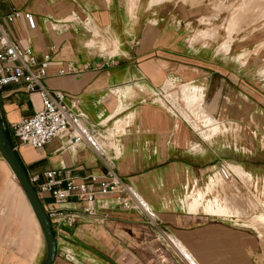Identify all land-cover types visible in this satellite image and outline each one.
Listing matches in <instances>:
<instances>
[{"label":"crops","instance_id":"crops-1","mask_svg":"<svg viewBox=\"0 0 264 264\" xmlns=\"http://www.w3.org/2000/svg\"><path fill=\"white\" fill-rule=\"evenodd\" d=\"M248 2L230 18L233 41L216 45L208 38L214 29L192 41L206 11L200 0H0V20L17 45L38 58L51 53L44 86L78 100L83 127L99 147L69 145L67 136L39 149L15 140L11 125L41 103L37 93L8 85L0 113L28 176L56 168L87 181L109 165L157 218L152 225L108 200L109 216L100 221L72 199L57 204L44 195L47 213L79 214L71 225L50 219L53 264H264L254 253L264 211L249 213L251 200L233 192L242 181L264 197V146L257 142L264 139V49L246 52L236 45L246 37L234 38L237 19L251 13ZM12 9L31 13L35 29L22 18L6 23ZM66 65L76 72L60 75ZM197 97L200 120L186 105ZM227 167L231 180L221 172ZM45 257L37 218L0 154V264H42Z\"/></svg>","mask_w":264,"mask_h":264},{"label":"built area","instance_id":"built-area-1","mask_svg":"<svg viewBox=\"0 0 264 264\" xmlns=\"http://www.w3.org/2000/svg\"><path fill=\"white\" fill-rule=\"evenodd\" d=\"M21 18L29 29H35V17L28 12L12 9L4 20L12 23ZM51 59V53H44L38 58L31 47H19L0 20V90L8 85H19L27 93H37L41 103L32 116L11 125L13 138L39 149L54 138L67 136L69 145L85 140L99 149L96 141L83 127L78 100L70 98L67 103L62 92L50 91L44 86L43 81ZM75 72L76 69L71 65L59 70L60 75ZM29 180L40 199L48 195L57 204L72 199L81 204L82 213L100 221L109 216L108 200H112L122 209L142 212L150 224H157L155 214L145 206L134 188L109 165L104 176H91L87 181L76 180L69 170L56 168L30 175ZM47 216L54 223L71 225L79 214L53 209L48 211Z\"/></svg>","mask_w":264,"mask_h":264},{"label":"rangeland","instance_id":"rangeland-1","mask_svg":"<svg viewBox=\"0 0 264 264\" xmlns=\"http://www.w3.org/2000/svg\"><path fill=\"white\" fill-rule=\"evenodd\" d=\"M242 1L243 0H207L205 2H202L200 0V3H202L204 5L206 4L205 5L206 11H205V13H202V15H201V18L199 20V24H200L199 27H195V29L192 33V34H195L192 38V41H200V40L210 38V39L214 40L213 43L216 42L215 43L216 45L218 43L220 44V43L226 42V41L232 42L233 41L232 35L229 37V35L227 33L228 26L230 23V18L234 17V15H235V17H237L239 12L236 14L234 12L240 10L239 7L242 5ZM152 2L154 3L155 1H152ZM247 9L249 10L248 11L249 13L251 11L249 17L246 18V20H242V19L238 20L237 19V22H239L238 23L239 26L234 31L235 32L234 38H236V39L240 38L241 39L243 37H246V39H245L246 42L245 43L242 42V43H239L236 45L243 46L241 48L246 49V52H247V49H253L252 52L260 51V50L264 49V0H249L248 5H247ZM259 9H261V10H260V14L258 15ZM133 13H134V11H132V14ZM210 29L215 30V33L211 37L204 38V39L199 38V34L201 31L210 30ZM199 104H200V97H197V99L192 101L191 103H189L188 100L186 99L188 114L192 118H194L195 120L201 119ZM167 106L170 107V104ZM178 113H179V111H178ZM119 127H120V125L117 126L118 131H120ZM209 130H211L210 127H209ZM231 131H232V129L229 130V133H233V131L232 132ZM212 142H213V140H212ZM257 142L260 146H264V139H261V140L257 139ZM227 169H229V168L228 167L225 169L223 168L221 170V172H222L224 178L231 180L232 175L229 173L230 170L227 171ZM233 171L236 174L240 175V177L243 178V180L247 182L246 175H244L242 173L239 174L234 169H233ZM261 178L263 181L264 177H261ZM235 184H238V185L234 186L238 191H235V189H233V192L239 193L241 195V199L242 198L244 199L243 201H246L247 199L251 200L252 208H250V210L248 211L249 213L259 212L261 210L264 211V202L261 201V199L264 200V197L262 196V194L259 195L260 192L256 191L255 192L256 197H255V196H253V193H252L254 188L251 187L250 185H245L242 181H239V183H235ZM263 185H264V183H261L259 185V188L263 187ZM229 188H230V186H229ZM248 189H250L252 192L251 191L249 192ZM229 191L232 192L231 188L229 189ZM247 193H249V194H247ZM249 196H251V197H249ZM242 202L239 205L242 204V206H248V203H242ZM242 210H244V209H242ZM247 217H248V215H247ZM258 219L260 221H262V223L264 224V218H261V216H260V218H258ZM236 220H238V219H236ZM226 222L229 224H232V226L237 227V225L234 224L233 221L226 220ZM239 222H240V224H245V225L250 224L249 221L242 219V218H240ZM262 226L264 228V225H262ZM240 228L246 230V228H244L241 225H240ZM255 230L257 231V229H255ZM256 243H257L256 244V250L254 253H256L258 259H260V258L262 259V258H264V238L263 237L260 239L256 238ZM260 252H261V254H258Z\"/></svg>","mask_w":264,"mask_h":264},{"label":"water","instance_id":"water-1","mask_svg":"<svg viewBox=\"0 0 264 264\" xmlns=\"http://www.w3.org/2000/svg\"><path fill=\"white\" fill-rule=\"evenodd\" d=\"M0 154L8 163L12 172L16 176L20 186L22 187L28 202L37 218L42 230V234L46 244V257L42 264H52L56 253V239L50 219L47 216L43 203L41 202L34 186L29 180V176L15 154L14 148L8 140L5 128L0 116Z\"/></svg>","mask_w":264,"mask_h":264},{"label":"trees","instance_id":"trees-1","mask_svg":"<svg viewBox=\"0 0 264 264\" xmlns=\"http://www.w3.org/2000/svg\"><path fill=\"white\" fill-rule=\"evenodd\" d=\"M0 116H1V113H0ZM1 121H2L3 126H4V128H5L6 136H7L8 140L10 141V143H11V145H12V147H13L14 145H13V143H12V140L10 139V136H9V134H8V131H7V128H6V125H5V123H4V120H3L2 116H1ZM14 151H15V150H14ZM15 154L17 155L16 151H15ZM17 157H18V159L20 160V158H19L18 155H17ZM20 162H21V164L23 165V163H22L21 160H20ZM23 167H24V166H23Z\"/></svg>","mask_w":264,"mask_h":264},{"label":"bare ground","instance_id":"bare-ground-1","mask_svg":"<svg viewBox=\"0 0 264 264\" xmlns=\"http://www.w3.org/2000/svg\"><path fill=\"white\" fill-rule=\"evenodd\" d=\"M14 174V173H13ZM15 176V175H14ZM16 177V176H15ZM17 179V178H16ZM18 181V180H17ZM19 183V182H18ZM20 185V184H19ZM21 187V186H20ZM22 188V187H21ZM23 190V189H22ZM24 192V191H23ZM25 194V193H24Z\"/></svg>","mask_w":264,"mask_h":264}]
</instances>
